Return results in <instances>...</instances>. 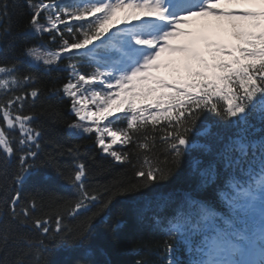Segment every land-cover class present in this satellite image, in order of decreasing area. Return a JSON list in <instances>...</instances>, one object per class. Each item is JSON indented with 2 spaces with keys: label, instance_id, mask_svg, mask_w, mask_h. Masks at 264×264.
Instances as JSON below:
<instances>
[{
  "label": "snow or ice",
  "instance_id": "1",
  "mask_svg": "<svg viewBox=\"0 0 264 264\" xmlns=\"http://www.w3.org/2000/svg\"><path fill=\"white\" fill-rule=\"evenodd\" d=\"M25 2L31 16L18 37L47 33L51 42L58 43L55 50H49L47 42L26 46L22 60L0 64V177L8 178L5 165L15 158L17 167L8 186L19 189L39 162L42 128L33 126L37 113H25L23 104L29 96L35 100L41 90L25 91L35 77L20 75L19 65L49 68L83 52L88 68L70 62L69 79L53 90L71 101L76 119L67 125L68 134H94L98 148L117 162L131 164L135 157L138 163L132 166L140 183L117 184L88 217L87 226L68 232L59 214L54 229L51 216H33L35 200L24 203L22 192L14 190L0 207V264H49L47 256L57 238L68 239L71 233L74 241L87 240L91 220L108 207L113 196L135 192L141 185L159 183L171 175L172 169L151 155L155 133H163L159 139L176 165L194 148L206 147L190 138L205 112L237 129L225 145L224 159L241 175H230L226 187L242 194L248 203L241 205L239 196L231 197L233 215L225 220L211 205L188 196L185 204L191 211H178L164 231L169 240L179 237L184 244L190 257L187 264H264V140L257 144L248 139L249 129L255 127L250 117L264 123V0ZM5 20H11L10 5L0 0V25ZM9 30L10 25L4 26L5 33ZM162 69L169 70V75H160ZM120 120L126 126L114 127ZM210 133L207 125L197 135ZM115 145L134 147L123 151ZM79 148L74 145L67 152L77 157ZM249 148L258 154L249 155ZM163 164H168L167 157ZM199 164L193 158L192 167L205 186L214 181L215 169H199ZM87 175L85 163L77 160L64 177L78 193L69 206L73 215L101 199L86 185ZM257 201L259 224H250L242 211H254ZM23 228L34 229L43 238L38 240ZM196 235L199 241L191 238ZM174 252L165 241L159 264H183Z\"/></svg>",
  "mask_w": 264,
  "mask_h": 264
},
{
  "label": "trees",
  "instance_id": "2",
  "mask_svg": "<svg viewBox=\"0 0 264 264\" xmlns=\"http://www.w3.org/2000/svg\"><path fill=\"white\" fill-rule=\"evenodd\" d=\"M8 2L11 20H5L3 25H0V64H11L22 60L26 46L47 42L48 49L55 50L58 40L51 42L47 33L18 37V33L27 27L31 12L25 0H8ZM9 25L10 30L5 33L4 26ZM60 27L67 35L63 25ZM82 57L83 54H78L73 56L71 61L65 58L58 65L49 68L43 66L34 68L27 63L19 65L20 75L31 73L35 77L33 82L25 86V91L32 87L41 90L35 100L29 96L23 104L25 113L33 111L37 113L33 126L42 128V135L39 138L41 144L39 162L36 171L19 189L8 186L10 177L17 167L15 158L5 165L8 178L0 177V207L3 206L4 199H10L14 190H20L22 202L35 200L33 216L46 214L51 216V227L54 229L59 214L65 232L87 226L88 217L100 208L117 184L140 183L135 177L136 169L132 166L138 163L135 157L131 164L117 162L98 148L94 142V134H83L79 137L68 134L67 125L76 119L70 112L71 101L62 93L58 94L53 90L60 88L69 79L67 65L70 62L88 68L87 60ZM250 122L255 127L249 129L248 139L258 144L264 140V123L256 116L250 117ZM207 125L211 126V133L207 136L197 135ZM124 126L126 125L123 120L117 121L114 125L117 128ZM236 131L235 127L221 121L214 113H203L190 138L206 147L194 148L178 165L173 164L170 155L165 152V145L159 139L163 133H155L157 139L151 155L159 158L161 166L170 167L171 175L159 183L141 185L135 192L113 196L108 207L91 220L87 240L74 241L71 238L72 234L69 233L68 239L57 238L52 242V250L47 256L49 264H85V262L86 264H137V261L159 264L164 254L165 241L173 245L175 257L185 264L186 259L190 257L184 244L179 237L169 240L164 229L178 211H191L185 204L188 196L211 205L213 210L220 214L229 217L233 215V208L223 202L222 195L225 197L229 192L226 187L229 176L241 175L238 169L229 168L224 159L225 145ZM148 134H153L151 129L148 130ZM74 145H80L77 157L70 156L67 152V149ZM133 147L127 145L121 148L117 145L114 148L130 151ZM253 151H257L258 154L257 149L249 148V155ZM232 155L238 156L239 153L233 152ZM49 156L53 159L49 160ZM166 157L168 164L164 165L163 161ZM193 158L200 161L199 169H206L209 166L215 169L213 182L205 186L201 185L199 171L192 167ZM77 160L84 162L87 167L86 185L90 190L98 192L101 199L91 204L87 210H81L73 215L69 206L78 198V193L64 177L69 174L71 166ZM58 169L64 175H60ZM21 231L29 233L38 240L43 238L34 229L23 228ZM191 238L195 241L201 239L199 235ZM28 259L31 260L32 256Z\"/></svg>",
  "mask_w": 264,
  "mask_h": 264
},
{
  "label": "rangeland",
  "instance_id": "3",
  "mask_svg": "<svg viewBox=\"0 0 264 264\" xmlns=\"http://www.w3.org/2000/svg\"><path fill=\"white\" fill-rule=\"evenodd\" d=\"M160 75H164V76L169 75V70H163V73H160Z\"/></svg>",
  "mask_w": 264,
  "mask_h": 264
},
{
  "label": "bare ground",
  "instance_id": "4",
  "mask_svg": "<svg viewBox=\"0 0 264 264\" xmlns=\"http://www.w3.org/2000/svg\"><path fill=\"white\" fill-rule=\"evenodd\" d=\"M160 73H163V70H161V72Z\"/></svg>",
  "mask_w": 264,
  "mask_h": 264
}]
</instances>
